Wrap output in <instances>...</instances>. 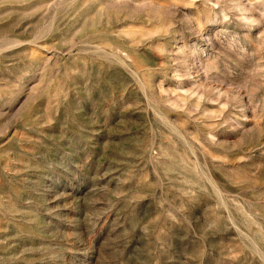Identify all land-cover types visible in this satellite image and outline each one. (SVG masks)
<instances>
[{"label":"rangeland","instance_id":"374dc122","mask_svg":"<svg viewBox=\"0 0 264 264\" xmlns=\"http://www.w3.org/2000/svg\"><path fill=\"white\" fill-rule=\"evenodd\" d=\"M0 264H264V0H0Z\"/></svg>","mask_w":264,"mask_h":264}]
</instances>
